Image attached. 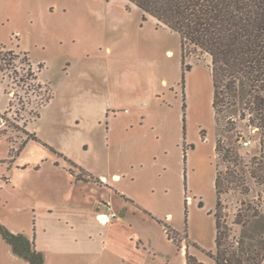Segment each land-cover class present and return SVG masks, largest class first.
<instances>
[{
	"label": "rangeland",
	"instance_id": "1",
	"mask_svg": "<svg viewBox=\"0 0 264 264\" xmlns=\"http://www.w3.org/2000/svg\"><path fill=\"white\" fill-rule=\"evenodd\" d=\"M0 48L17 56L0 73V224L45 264H215L216 212L260 247L264 119L240 89L215 113L210 55L183 62L179 34L129 0H0ZM0 264H25L1 233Z\"/></svg>",
	"mask_w": 264,
	"mask_h": 264
},
{
	"label": "trees",
	"instance_id": "2",
	"mask_svg": "<svg viewBox=\"0 0 264 264\" xmlns=\"http://www.w3.org/2000/svg\"><path fill=\"white\" fill-rule=\"evenodd\" d=\"M129 1L179 34L183 62L188 57V46L210 55L215 113L237 103L230 95L240 89L244 108L264 119V0ZM1 48L0 73L15 68L17 59L12 50ZM186 67L189 70L191 66L187 64ZM26 78L37 79L30 68ZM216 151L226 159L234 154L238 156L233 148L221 145L220 141ZM258 168L264 169V161H260ZM220 176L217 174L215 178L217 208ZM215 216L216 251L209 254L215 264H264L263 240L258 249L253 242L235 245L222 230L217 212ZM0 233L13 254L23 258L25 264H45L44 253L34 247V241L26 234L14 233L2 224ZM186 264L204 263L187 253Z\"/></svg>",
	"mask_w": 264,
	"mask_h": 264
},
{
	"label": "built area",
	"instance_id": "3",
	"mask_svg": "<svg viewBox=\"0 0 264 264\" xmlns=\"http://www.w3.org/2000/svg\"><path fill=\"white\" fill-rule=\"evenodd\" d=\"M242 144L244 146H249L251 144V140H248V139L243 140ZM261 204L262 205L260 206V209H261L262 213L264 214V196H262V202H261ZM107 206H108V210L109 211L99 214V219H100L101 222H109L111 218H115L117 216L116 212L112 210V206H111L110 201L107 202ZM101 216H104L107 221H104ZM232 242L235 245H238L239 244V241L238 240H232Z\"/></svg>",
	"mask_w": 264,
	"mask_h": 264
},
{
	"label": "crops",
	"instance_id": "4",
	"mask_svg": "<svg viewBox=\"0 0 264 264\" xmlns=\"http://www.w3.org/2000/svg\"><path fill=\"white\" fill-rule=\"evenodd\" d=\"M2 112V111H1ZM115 177L118 179L119 177H120V174L119 173H115ZM216 178V177H215ZM99 214H101V213H98V215ZM117 215H118V213H117ZM215 219H216V217H215ZM216 232H217V229H216ZM129 234V236L131 237V236H134L133 234L134 233H128ZM132 240H134V239H132ZM135 241H136V239H135Z\"/></svg>",
	"mask_w": 264,
	"mask_h": 264
},
{
	"label": "bare ground",
	"instance_id": "5",
	"mask_svg": "<svg viewBox=\"0 0 264 264\" xmlns=\"http://www.w3.org/2000/svg\"><path fill=\"white\" fill-rule=\"evenodd\" d=\"M103 218L104 221H107L106 218L104 216H101Z\"/></svg>",
	"mask_w": 264,
	"mask_h": 264
}]
</instances>
